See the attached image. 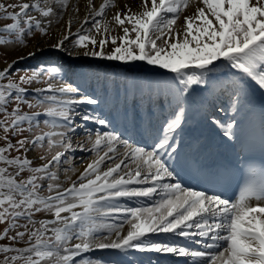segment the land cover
Returning a JSON list of instances; mask_svg holds the SVG:
<instances>
[{
    "label": "snow or ice",
    "instance_id": "snow-or-ice-1",
    "mask_svg": "<svg viewBox=\"0 0 264 264\" xmlns=\"http://www.w3.org/2000/svg\"><path fill=\"white\" fill-rule=\"evenodd\" d=\"M192 4L197 5L195 14L184 17L182 28L175 27ZM116 7L115 0H103L98 9L87 0L86 15L74 33L79 9L73 7L66 29L51 47L67 51L70 42L73 49H83L79 54L84 57L123 64L144 61L166 70L173 76L158 92L171 97V111L151 150L99 131L94 136L87 132L86 143L74 145L73 136L84 127L76 116L108 126V120L77 110L98 100L62 82L61 69L55 66L25 71L19 81L10 76L12 64L0 70V224L6 225L0 241H8L0 243V264H108L83 257L97 249L172 254L191 257L193 264H264V174L250 171L237 198L230 200L166 182L175 173L164 158L178 156L175 137L183 130L190 90L221 67L218 61L240 75L229 96L233 108L247 98V81L264 90V0H142L141 11L125 5L127 11L117 10L109 21L106 10ZM68 8L69 0L0 2V18L11 21L0 28V47H26L36 33L48 36ZM117 28L122 35L113 34ZM68 54L75 58V53ZM34 82L45 87L30 93L25 85ZM23 106L44 110L25 112ZM209 122L229 140L235 137L234 117H210ZM12 137L20 138L14 143ZM37 148L48 155L39 157L43 164L33 166L27 153ZM77 148L94 153V159L75 180L71 167L61 179L62 165L70 164L68 153ZM13 151L18 155L12 156ZM154 195L160 199L151 208L121 204L122 199ZM40 213L51 218L36 219ZM124 223L130 225L126 232ZM149 233H171L219 251L158 242Z\"/></svg>",
    "mask_w": 264,
    "mask_h": 264
},
{
    "label": "bare ground",
    "instance_id": "bare-ground-1",
    "mask_svg": "<svg viewBox=\"0 0 264 264\" xmlns=\"http://www.w3.org/2000/svg\"><path fill=\"white\" fill-rule=\"evenodd\" d=\"M21 2L31 3L32 0H21ZM102 2L103 0H93L97 9ZM115 2L117 5L116 8L106 10V18L109 21L117 10L121 12L127 11L125 5H128L133 11H141L142 0H115ZM196 6V4H192L184 10L175 27L182 28L185 22L184 17L194 15ZM73 7L79 9L78 13L75 14L78 19H73L71 29L73 33L76 32L77 28L80 26V22L86 15L87 0H69V8L63 12V18L59 23H53L51 26L49 32L52 36L50 38L41 37L32 40L19 54H15L14 47H12V49L8 47L7 49L14 53L9 64L14 66L15 64L21 63V60L33 64L39 60L56 58L65 65V79L68 81L66 83L71 84L73 87H78L80 90L79 95L95 97L98 100L97 105L84 104L80 105L77 110L80 113L88 111L108 120V126L104 127L90 122L86 123L81 121L79 116H76V121L84 124V127L78 128L76 131V133H83L82 136L77 137L76 134V138L73 136L74 145L86 143L87 132H91L94 136L95 133L99 131L101 133H115L133 146L144 147L146 150H151L155 143L157 133L163 124V118L171 111L169 108L171 97L158 92V89H160L166 81L171 80L173 74L166 70L159 72L149 70L139 71L118 61H106L84 57L79 54L82 53L83 49H73L70 42H66L67 51H56L53 49L51 45L55 44L61 37L62 32L67 27V21L73 16ZM97 19L101 18L97 17ZM113 26L115 27V25ZM85 27L89 28L91 24H87ZM113 34L122 35L123 33L117 28L116 33ZM74 38L75 37H73V39ZM37 45H39L40 50L37 49ZM110 47L111 46H109L108 50H110ZM31 52H34L35 55L29 56ZM69 52L75 53V58L69 55ZM14 61L15 63L13 64ZM217 64H220L221 67L215 72L219 70L222 71L223 68L226 67L229 73L227 75L221 73L210 85L203 84L192 86L190 90L192 95L187 98L188 102L185 104L186 118L183 130L179 131L175 137V143L178 145V153L181 150L180 148H182V145L180 146L181 142L187 147L189 143H193L195 145L194 152L196 154L206 152L213 156L216 155V146L219 145L220 149L218 152L220 151L221 153L217 152L216 158H218L219 154L223 155L222 148L224 146L237 142V140H235L237 136L231 140L224 137L221 131L209 122V118L215 117L221 121H230L234 117L235 120L238 121V126L234 129V132L235 135H238L239 130L242 129V120L244 121L245 116L248 114L247 108L250 111L251 106L249 105L253 102L254 96H259L264 103V90L259 89L254 82L249 80L245 84L247 98L238 104L236 108H233L229 96L232 92V82L234 80H239L240 75L223 61H218ZM7 66L8 65L0 63V70L5 69ZM81 70L85 71L81 73ZM190 129H194L199 135H203L202 138L204 139L197 140V138L191 134L192 131L190 132ZM147 133L152 135L151 139L148 140L147 143L140 142L138 137ZM208 147L210 148L208 149ZM121 151H123L122 148ZM32 156V153H30L29 157ZM68 156L70 164L62 165L60 170L61 179L64 178V169L71 167L75 169L74 174L70 173L72 179L75 180L79 174L84 171L87 164L94 159V153L89 151L81 152L78 148L68 153ZM164 158L168 161L170 168L175 167L176 172L180 171L185 176L190 177L183 169L184 164L181 159L182 156H165ZM185 158L186 162L184 166L192 162L187 156L183 157V159ZM106 162L109 164L112 163V161ZM209 164L212 165L211 162ZM213 168L215 167L213 166ZM166 182L177 183L179 181L175 174L174 180H167ZM159 199L160 196L157 195L150 198L140 197L122 199L121 204L126 208H151L155 206ZM47 218L51 217L48 216ZM129 227L130 225L128 223H124L123 228L125 232ZM148 236L150 239L158 242L181 245L189 244L191 247L206 252L219 251V249L200 248V244L190 243L185 238L174 236L171 233H149ZM198 239V237L193 238V240ZM83 257L92 260L100 259L102 261H107L108 264H193L191 257H180L172 254L140 253L134 250H130L128 253L123 254L117 250L97 249L84 253Z\"/></svg>",
    "mask_w": 264,
    "mask_h": 264
},
{
    "label": "rangeland",
    "instance_id": "rangeland-1",
    "mask_svg": "<svg viewBox=\"0 0 264 264\" xmlns=\"http://www.w3.org/2000/svg\"><path fill=\"white\" fill-rule=\"evenodd\" d=\"M0 2L7 4L10 3H21V0H0ZM11 11V9H10ZM11 23L10 20H5L0 18V28H3L6 24ZM52 35L49 32L48 36H41L39 33H36L34 38H29L27 39V45L29 44V42H31L34 39H38V38H50ZM12 49L13 46H7V47H0V63L4 64V65H9V63L12 60V56L14 55V53H12L11 51H9L7 48ZM27 47V46H26ZM15 48V54H19L21 51H23V49L25 47L23 46H17L14 47ZM130 67L137 69L139 71H143V70H149V71H164V69H160L158 66H152V65H148L146 62L144 61H136V62H131L129 64ZM41 66H55L61 69V73L60 76L62 77V81L64 82H68L67 79H65V65L62 64V62H60L58 59L54 58V59H47V60H39L33 64L27 63L24 60H21V63L15 64L14 66H12L11 70H10V76L13 80L15 81H19L21 76L25 75V71H28L29 74H31V70L41 67ZM221 73L223 75H227L229 72H227L226 67L223 68V70H219L217 72H211L209 73V75L205 78V83L204 85H210V83L215 80V78L219 75H221ZM119 75V74H118ZM7 81H2V83H6ZM75 86V85H74ZM25 87H27L29 89V92L31 93L32 90L37 89V88H44L45 85L43 83H33L30 86L25 85ZM31 99V96L29 97ZM23 110L25 112H36V111H43V108H33V109H28L27 106H23ZM45 117L41 116L40 119L43 120ZM78 122V121H77ZM41 128H43L45 131L48 130L43 124H41ZM40 129H37L36 132L39 133ZM0 135H2V133H0ZM25 136H30L31 134L28 132L24 133ZM83 133L81 132H77L76 136L80 137L82 136ZM75 136V135H74ZM76 136L74 138H76ZM20 137H12L13 142L15 143V140L19 139ZM3 141L0 140V146H3ZM32 153V157H29V154ZM18 155V153H16L15 151L12 152V156H16ZM41 155H48V153L43 150V149H30L27 153V156L29 159L33 160V166H40L41 164H43L45 161L41 160L39 157ZM28 173H24L23 176L27 177ZM45 195H47V193H44ZM48 216H46L43 213L37 214L36 219H46ZM6 227V225L4 224H0V232L3 231V229ZM0 243L3 244H7L8 241L4 240V241H0ZM23 246V245H20ZM77 260H80V257L76 258Z\"/></svg>",
    "mask_w": 264,
    "mask_h": 264
}]
</instances>
